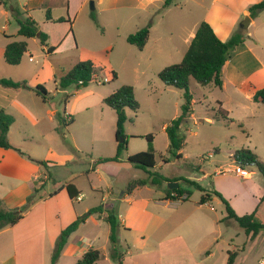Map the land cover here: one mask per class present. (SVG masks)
Instances as JSON below:
<instances>
[{
    "label": "rangeland",
    "instance_id": "1",
    "mask_svg": "<svg viewBox=\"0 0 264 264\" xmlns=\"http://www.w3.org/2000/svg\"><path fill=\"white\" fill-rule=\"evenodd\" d=\"M4 1L7 9L11 10L12 6L16 7L19 2L27 3L28 0ZM175 1L180 3L179 9L174 8L164 16L157 17L156 22L160 23L156 24L152 31V40L147 52L143 53L136 46L129 44L126 38L127 34L137 32V26L142 24V19L135 16L133 22H128L126 16L125 19L118 20L101 13L97 22L92 18L93 12L97 14V11L92 9L95 0H91L85 12L76 21L74 28L78 37L75 36L73 28L74 36L71 33L64 42L63 39L68 33L63 25L57 23L46 27L45 33L50 37L46 47L55 46V53L47 54L40 42L31 40L29 49L33 56L32 62L28 60L29 56H26L19 66H10L4 59L0 60V79H6V76H12L17 71H24L29 86H36V82H40L51 92L46 107L48 111L55 112L57 128H61L60 116L69 120L66 116L65 99L70 97L74 101L81 94L93 92L91 101L87 98L88 101L83 102L86 99L83 98L74 103L72 116L75 123L72 124L71 131L63 136V127V133L57 130L61 135L55 132L52 139L50 138L53 152L48 155L47 160L51 162V168L48 167V170L52 173V178L48 174L39 178L37 184L40 188H37L39 191L35 198L45 196L57 182L65 183L73 178H76V183L84 193L90 190V183L96 185L99 192L91 196L86 195L83 202L77 200L74 205L79 210L85 205L116 203L119 208L116 211L117 216L121 215L122 220L131 228V231L124 228L119 230V250L122 258L118 264L123 261L124 264H227L228 251L238 252L235 264H256L259 259L260 262L264 260V230L256 236L247 234L236 221L228 218L225 205L216 196H212L209 203L201 205L199 202L204 193L193 182H198L209 193L220 192L238 214H250L249 211L256 206L258 219L264 221V175L255 166L246 168L235 161L237 151L249 149L264 162V104L254 102L244 91L231 87L219 88L214 83L202 86L191 79L193 113L182 127L181 134L185 142L183 157L177 159L169 152L167 127L182 115V106L186 102L185 91L165 85L155 73L156 65L151 62L143 61L139 69L136 63L132 64L149 55L161 57L154 61L155 64L158 63V68L179 63L183 55L176 54L175 51L183 54L187 51L189 27L214 17L209 15L212 14L208 10L210 0ZM231 5V10L224 19L235 23L236 26L238 24V28H242L244 31H241L245 33L248 28H243L242 24L249 16L243 13V3L233 0ZM31 6L45 7L42 10L37 9L36 18L47 16L49 9L51 17L64 16L62 8L66 6V0L35 1ZM4 24L0 23V37H4V32L18 36L16 19L11 18L8 30L2 29ZM89 25L93 27L94 32L90 31ZM253 30L264 33L263 28L253 26L250 31ZM86 60L96 62L98 79L81 90L71 86L65 93H58L54 72L55 75H62L63 70L68 72ZM110 69L119 73L118 80L112 79ZM106 78L109 82H104ZM123 85L135 87L136 99L140 105L137 113L127 109V150L119 162L98 164L100 171L93 173L91 157L95 161L114 157L118 143L117 114L112 108L102 104L100 98L108 97L112 90ZM0 88L4 89L1 86ZM224 110L228 111V118L221 116ZM16 125L14 137L21 130H52L47 120L39 127L21 121ZM148 135L153 136L152 142L142 138ZM74 140L84 148L82 154L75 148ZM140 152H153L157 166L152 171L160 172L170 182H164L160 186L150 181L146 186H142L133 196L137 204L134 206L125 200L127 195L131 196L128 194L129 185L135 180L147 179L149 176L144 170L128 162L130 156ZM69 155L73 156L71 161L68 159ZM162 158H169L170 163L165 164ZM240 169L248 173L242 175ZM174 179L178 181H173ZM171 182L178 183L179 187L189 194L188 201L184 198L175 202L167 198L164 191L169 188ZM143 197L149 199V205L141 211L136 206H143L140 204V198ZM161 198L164 201H160ZM59 204L68 211L67 201L61 200ZM66 216L67 214L63 219L68 217ZM97 216L93 215V224ZM101 223V235L96 244L106 251L110 246V226L105 222ZM82 233L84 231H81L80 235H84ZM70 261L71 259H67L64 264H71Z\"/></svg>",
    "mask_w": 264,
    "mask_h": 264
},
{
    "label": "crops",
    "instance_id": "2",
    "mask_svg": "<svg viewBox=\"0 0 264 264\" xmlns=\"http://www.w3.org/2000/svg\"><path fill=\"white\" fill-rule=\"evenodd\" d=\"M35 1L41 2L46 0H28L27 3L19 2L16 8L20 9L23 13V15L20 16V19H34L39 24L43 32H47L46 27L51 24L56 25L58 23L59 25H63L64 29L68 33L66 37L64 36L65 38L63 39V41L65 42L71 33L74 36L73 28L76 25V21L78 20L80 15L85 12L91 0H66V6L62 8L64 10V16H52L51 20H48L47 16L43 17L42 15L39 18H36L35 15L37 9L42 10L45 9V7L42 6L43 8H33L34 6H31V3L33 4ZM165 1L166 0H95L94 10L97 11L96 21L99 22V15L101 13H104L110 17H115L118 20H120V18L125 19L126 16L128 22H133V20H135L134 17L137 16L138 18L143 20L142 24L137 26V31L144 28L151 21L153 23V27L151 28L149 40L145 48L141 50L144 53L147 52L151 44L152 31L155 29V25L160 23V21L156 22L157 17L164 16V14L174 8H180V3L176 2L175 0L172 1V4L169 7H164ZM231 1L233 0H210L211 3L208 7L209 12L212 13L209 15L214 17L210 20H207L206 22H208L213 27L215 33L223 42H227L236 32L243 30L242 28H238V24L236 26L235 23L224 19V16L231 10ZM240 1H242L244 5L243 13L250 17V7L259 3H255L254 1L261 2L262 0ZM14 8L15 6H12V9L9 10L7 9V4L0 5V23H5L2 26V29L8 30V25H11V18L15 19ZM150 17H154V19L151 20ZM62 18L64 19V21L58 22L59 19ZM202 22H196L189 27L188 37L186 39L188 48L196 35L199 25ZM253 26L258 29H264V11L261 12L257 17L251 18V23L245 32V42L237 47L236 50L231 54L223 70V87H231L239 91H244L248 94V96H250V99L252 100L253 96L258 91L264 90V33H262L260 30L250 31ZM89 28L90 31L94 32V29L93 27H91V25H89ZM18 32L19 26L17 34ZM3 34L4 37H0V60H5V49L10 43L14 41H26L28 43V51L25 53L23 59L26 56H29L28 60L31 62L33 61L32 52L29 49V41L32 40L33 42L41 43L38 37L28 39L20 36L19 34L18 36L7 34L5 32ZM129 35L130 34H127L126 38H128ZM75 36L78 37L77 32L75 33ZM18 37H21V39H19ZM51 47L55 46L51 45ZM42 48H44V50L46 51L48 49L46 45L43 44ZM56 50L57 48L55 47V51ZM55 51L53 53H55ZM175 52L176 54L183 55V60L187 51L185 52V54H183L182 52ZM159 53L161 55V50ZM158 57L149 55L148 57H143V59L140 58V61L134 62L132 64L136 63V66L139 69L143 61L148 63L151 62L153 65H156L155 73L159 75L164 67L158 68V63L155 64L154 61ZM160 58L161 57H159V59ZM95 65L97 70L96 62ZM113 71L119 78V73L113 69L109 70V74L111 75V77H113ZM62 73V75H55L54 72L56 91L58 93L66 92V90H59L57 87V79H59V77L63 76L67 72L63 70ZM97 77L99 76L97 75ZM118 78L116 80H118ZM6 79L27 83V74H25L24 71H17L13 73L12 76H6ZM38 85H41V83L36 82V86H29L27 83L26 88H20L18 90H6L5 88H0V107L2 108V110H5L8 114L12 115L15 119V122L11 126L8 134L9 141L11 145H13L15 148L21 149V151L24 153L20 154L13 149L7 150L4 148H0V188H2V191H0V199L5 202L6 207L9 209L24 206L27 203L28 197L33 194L34 190L40 188L37 184L39 178L43 177L44 174H48V171H50L45 168L42 163L47 162L49 169L51 168V166H49L51 165V162L50 160H47L49 159L48 155L53 152L51 137H53V133L55 132L60 134L59 132H57L58 126L56 123L55 112L50 110L48 111L46 107L48 102L44 101L42 97L34 91L35 87H37ZM118 89L112 90L111 94ZM92 93L93 92H87L85 94H81L76 99H74V101L73 99H70V97L65 99L64 105L65 108H67L66 116L69 117L70 121L65 119L67 122V126L65 128V134H62L63 136H65L67 132L71 131L72 124L75 123V119L72 116L74 103L77 101H81L83 98H86L83 102H86L88 100L91 101L92 98H90V96L92 95ZM50 94L51 92L49 91V99L51 98ZM87 98L89 99L87 100ZM105 98L107 97L100 98L102 104H104L103 101ZM46 120L48 124H51V131L45 132L39 130V132H32L31 130H21L20 133H17L14 137V130L18 122L21 121L25 124L32 125L33 127H39ZM71 120L73 121L72 123ZM74 141L75 148L77 149L79 154H82V152H84V148L79 146L77 140ZM117 146L118 143L115 147L116 153ZM38 150L41 151L39 152L40 154L37 152ZM88 150L94 151V149ZM70 158L73 159V156L69 155L68 159L70 160ZM91 161L92 165L95 167H93L91 171L93 173H98L100 171V168H97V165L99 164L98 161H95L93 157H91ZM88 179L90 180V177H88ZM70 183L74 184L81 192V200H79L81 202L85 200V198L87 197L86 195L91 196L93 193L99 192L98 187L96 185H93V183H90V190L84 193V190H81V188L76 183V178H73L72 180L65 183L57 182V184L53 186L52 190L47 192V194L43 196L42 199H37V202L28 210V212L25 214V218L20 223L15 226H8L0 231V264H51V258L61 232L79 216L85 217L86 220L80 226V228L70 236L69 241L61 254L58 264H64L67 259L68 261L71 259V264H77V261L81 259L91 247L101 252L102 257L98 264H118V260H115L111 257V244L106 251H103L96 244L101 235V222L107 223L105 221L107 211H117L119 209L118 206L116 205V203L113 204L109 202H102L101 204L104 205L105 212L103 214H97L98 216L96 217V221L93 224L91 220L94 214L85 215L83 213H90V210L92 208L99 205H85L83 208L80 207L78 210L74 205L77 201H72L70 199L65 188V186ZM139 189H141V187L136 188V190H134L132 194H130L131 196L127 195V198L125 200L127 202H130L134 206L137 205L136 198H134L133 196ZM55 191H58V193L54 196H50ZM161 199L160 201H164V199ZM61 200H65L68 202V211L59 204ZM140 201V204H142L143 206H136V208L142 211L143 208L146 209L148 207L149 199L143 197L140 198ZM78 206H80V203H78ZM255 209L256 206L253 210ZM252 211H249V213L251 214ZM66 214L68 217L66 216L67 218L63 219ZM239 215L242 216L241 214ZM119 219L120 228H124L126 229V231H131V228H129L130 225L122 220L121 215L119 216ZM81 231H84V233H82L84 235H80ZM108 235H110V232H108ZM141 242L143 241L141 240ZM209 257H211V255H209ZM260 261L261 259H259L256 264H264V260H262V262ZM120 264H124V261Z\"/></svg>",
    "mask_w": 264,
    "mask_h": 264
},
{
    "label": "trees",
    "instance_id": "3",
    "mask_svg": "<svg viewBox=\"0 0 264 264\" xmlns=\"http://www.w3.org/2000/svg\"><path fill=\"white\" fill-rule=\"evenodd\" d=\"M173 0H166L164 7H169ZM0 5H6L4 0H0ZM264 11V0L250 7V17L255 18ZM16 22L19 26L18 34L25 38L38 37L43 45L48 44L49 35L43 32L39 24L32 18L20 19L23 15L20 9L14 8ZM47 18L51 20L50 10H47ZM92 18L96 21L97 16L93 12ZM64 19H59L58 22H63ZM152 22L146 27L140 29L134 34H130L127 38L129 44L136 46L139 50H143L149 40ZM246 40V34L243 31L236 32L227 42H223L215 33L213 27L206 21H203L196 32L183 60L178 64L170 65L164 68L158 75L159 79L167 86L177 88L185 91L186 102L182 106V115L172 121V124L167 127V134L170 140L169 152L177 159L183 157L182 150L184 148V137L181 134L182 127L187 123L188 118L193 113L192 102L193 96L190 92V82L194 79L202 86H208L214 83L219 88H223V70L228 62L231 54L243 44ZM28 51V43L26 41H14L10 43L4 53L5 61L11 66L20 65L25 53ZM55 51V47H48L47 52L51 54ZM96 65L93 60H86L78 63L72 67L66 74L57 79L58 89L67 90L71 86H75L77 90L86 88L93 81L96 73ZM112 79L116 80L117 74L112 72ZM0 86L5 89L18 90L26 88V82H16L10 79H1ZM34 91L48 102V91L43 85H38ZM253 101L256 103L264 104V90L258 91L253 96ZM104 104L112 108L117 114V128L116 140L118 142L117 153L112 158H103L98 161L99 164L109 162H119L124 151L127 150L128 136L126 134V122L128 120L127 109L137 113L140 105L136 99L135 89L131 85H124L104 99ZM228 111H222V117L228 118ZM61 128H57L59 132L62 128H66L67 122L64 117H59ZM15 119L12 115L8 114L5 110L0 111V148L7 150L13 149L20 154H24L21 149L15 148L9 141V131L14 124ZM73 121L71 120V123ZM124 139L122 142L121 139ZM148 141H153V136L148 135ZM165 164L170 163L169 158H162ZM235 161L242 167L255 166L257 170L264 175V162L259 160V157L249 149H242L235 153ZM128 162L133 164L136 168L144 170L148 173L147 179H138L129 185L128 194H131L136 188L146 186L151 181L152 184L160 185L164 182H170L169 179L164 177L158 171H152L157 166L156 155L153 152H140L130 156ZM42 165L48 169L47 162ZM48 176L51 178L52 173L48 171ZM173 181H178L174 179ZM197 188L204 194L201 196L200 204H207L212 200V196L218 197L225 205L228 218L236 221L239 226L246 230L247 234L252 236L258 235L264 230V221L258 219V210L255 209L251 214L240 216L236 210L231 206L228 199H226L220 192L213 191L207 192L198 182H193ZM68 195L72 201H77L81 195L78 188L70 183L65 186ZM39 189H35L33 194L27 199V203L22 207L9 209L6 207L5 202L0 199V231L8 226H15L20 223L28 210L37 202L35 194ZM168 199L179 201L185 198L189 200V194L181 187L178 189H165ZM58 191H55L50 196H54ZM185 195H188L185 197ZM41 196L38 199H42ZM105 212L104 205L101 204L90 210V214H103ZM86 218L83 216L77 217L71 224H69L60 234L51 258V264H58L61 254L67 245L70 236L75 233L80 226L85 222ZM105 221L110 226L109 240L111 244V257L115 260L121 261L122 254L119 250V229L120 219L115 210L107 211ZM237 251H228L227 264H235ZM102 255L101 252L91 247L77 264H98Z\"/></svg>",
    "mask_w": 264,
    "mask_h": 264
},
{
    "label": "water",
    "instance_id": "4",
    "mask_svg": "<svg viewBox=\"0 0 264 264\" xmlns=\"http://www.w3.org/2000/svg\"><path fill=\"white\" fill-rule=\"evenodd\" d=\"M92 7H93L92 9L94 10L95 9V4L94 3H92ZM250 23H251V18L248 17L247 21L242 24L243 28H248ZM121 141L123 142L124 139L122 138ZM169 188L170 189H178L179 188V184L171 182V183H169ZM87 215H90V213H87Z\"/></svg>",
    "mask_w": 264,
    "mask_h": 264
},
{
    "label": "built area",
    "instance_id": "5",
    "mask_svg": "<svg viewBox=\"0 0 264 264\" xmlns=\"http://www.w3.org/2000/svg\"><path fill=\"white\" fill-rule=\"evenodd\" d=\"M97 79H98L97 75H94L93 80H97ZM108 81H109L108 79H105V82H108ZM99 83L101 84V81H99ZM240 173L242 175H245L247 173V171L240 169ZM78 200H81V197H79Z\"/></svg>",
    "mask_w": 264,
    "mask_h": 264
}]
</instances>
